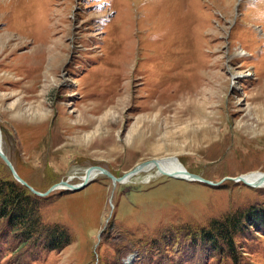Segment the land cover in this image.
<instances>
[{
    "label": "rangeland",
    "instance_id": "1",
    "mask_svg": "<svg viewBox=\"0 0 264 264\" xmlns=\"http://www.w3.org/2000/svg\"><path fill=\"white\" fill-rule=\"evenodd\" d=\"M0 132L41 192L91 165L120 176L166 156L219 182L156 166L54 189L41 224L68 244L23 242L0 221V264H264L248 224L232 250L199 231L264 201L228 179L264 171V0H0Z\"/></svg>",
    "mask_w": 264,
    "mask_h": 264
},
{
    "label": "trees",
    "instance_id": "2",
    "mask_svg": "<svg viewBox=\"0 0 264 264\" xmlns=\"http://www.w3.org/2000/svg\"><path fill=\"white\" fill-rule=\"evenodd\" d=\"M2 163L9 172L7 178L0 177V221L23 242H37L38 239L46 237L48 249H62L70 241L66 230L57 224H41L38 204L45 197L32 193L28 187L18 182L5 163ZM243 225L246 229L254 228L256 232L264 235V201L234 213L229 212L223 219L212 220L199 231L210 240L216 250L223 246L232 250L235 246V235L240 234V228L244 231Z\"/></svg>",
    "mask_w": 264,
    "mask_h": 264
},
{
    "label": "water",
    "instance_id": "3",
    "mask_svg": "<svg viewBox=\"0 0 264 264\" xmlns=\"http://www.w3.org/2000/svg\"><path fill=\"white\" fill-rule=\"evenodd\" d=\"M1 137V134H0ZM0 159L5 163V165L9 168L12 176L21 184L25 185L26 187L29 188V190L38 195V196H46L48 195V193L54 189H59V188H63L62 190H68L71 192H76V191H80L82 189H84L92 180L95 179L96 175H105L108 178H110V180L112 181V183L115 185L117 182L122 183L126 180H128V178H130V176H132L135 172L142 170L143 167H145L148 164H154V165H159V163H161L162 161L165 160H173V161H177L180 165H183L180 161H178V158L176 156H166V157H160V158H151L148 160H144L138 164H136L135 166H133L130 170H128L127 172L123 173L120 176H115L113 173H111L109 170H107L106 168L102 167V166H98V165H91L88 166L85 170V176L82 178V180L79 183H70L68 182L67 179H62L59 182L51 185L45 192H41L36 190L34 187H32L31 185H29L16 171L13 163L11 162V160L9 159V157L6 155V153L3 151L1 145H0ZM159 167V166H158ZM162 172L165 175H168L171 178H175V179H182V180H187V181H197V182H201L204 183L206 185L209 186H217L219 185V182H213L211 180H208L202 176H200L199 174L196 173H192L190 171H188L186 168H183L180 171L177 172H171V171H165L162 170ZM255 173H259V177L260 180H264V171H253ZM253 172H249V173H253ZM248 173V174H249ZM247 175V174H246ZM246 175H238L237 177H232V178H228L231 179L235 182H242L247 186L250 187H264L262 186L261 183H250L249 181H247L245 179Z\"/></svg>",
    "mask_w": 264,
    "mask_h": 264
},
{
    "label": "bare ground",
    "instance_id": "4",
    "mask_svg": "<svg viewBox=\"0 0 264 264\" xmlns=\"http://www.w3.org/2000/svg\"><path fill=\"white\" fill-rule=\"evenodd\" d=\"M1 134V132H0ZM0 145L2 147V138L0 137ZM179 161V160H178ZM157 165H154V164H148L146 165L145 167H143L142 170H139L137 172H135L132 176H130V178H128V180L122 182V183H127L130 181L131 178H133L134 176H136L137 174L141 173V172H144V171H148V170H151L153 169L154 167H156ZM160 167V170H165V171H171V172H177V171H180L184 168L183 165H180L177 161H173V160H165V161H162L161 163H159L158 165ZM86 170V169H85ZM85 170H84V173H83V176L82 178L85 176ZM75 174V173H74ZM100 175V174H99ZM99 175H96L95 178ZM245 179L247 181H249L250 183H261L262 186H264V180H260V177H259V173H250V174H247L245 176ZM69 182V181H68ZM119 183V182H117ZM64 188V187H63ZM63 188H59V189H63Z\"/></svg>",
    "mask_w": 264,
    "mask_h": 264
}]
</instances>
